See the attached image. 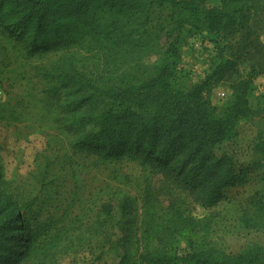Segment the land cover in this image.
<instances>
[{
  "label": "trees",
  "instance_id": "trees-1",
  "mask_svg": "<svg viewBox=\"0 0 264 264\" xmlns=\"http://www.w3.org/2000/svg\"><path fill=\"white\" fill-rule=\"evenodd\" d=\"M154 8L223 40L196 85L177 84L178 48L168 44L165 19L156 22ZM262 35L264 0H0V50L14 53L20 63L52 55L37 71L45 91L59 101L41 100V110L72 134V147L100 163L127 159L149 165L176 185L177 196L166 207L149 183L140 197L113 190L120 264H264V245L236 254L212 246L215 218L196 221L186 201L191 197L213 208L224 188L244 181L230 157L215 155L214 148L233 137L238 121L251 112L249 97L264 73ZM95 58L104 61L107 75L84 76L79 66ZM221 84L231 93L219 107L210 95ZM93 99L103 106H94ZM5 184L0 162V264H29L69 228L51 232L55 223L39 222L33 202H19ZM113 209L101 205L104 220ZM239 225L264 227V199L254 202ZM181 245L194 248L180 255Z\"/></svg>",
  "mask_w": 264,
  "mask_h": 264
},
{
  "label": "rangeland",
  "instance_id": "rangeland-1",
  "mask_svg": "<svg viewBox=\"0 0 264 264\" xmlns=\"http://www.w3.org/2000/svg\"><path fill=\"white\" fill-rule=\"evenodd\" d=\"M154 12L156 22L165 19L168 44L174 42L178 48L173 57L177 84L184 89L196 85L209 71L223 40L201 27L181 25L176 16L169 19L167 10L154 8ZM261 39L264 41V35ZM50 57V53L41 54L20 63L14 53L0 50V162L6 178L4 188L19 202L32 201L39 222L55 223L56 229L51 232L62 226L69 228L56 246L29 264H120L123 248L114 243L119 235V216L116 201L112 200L113 190L140 197L149 183L158 204L166 207L177 196L176 185L149 165L127 159L100 163L96 155L72 147V134L57 128L41 110V100L59 101V97L45 91L47 85L37 71V66ZM153 59L151 56L144 62L150 64ZM102 62L101 58L86 60L79 70L86 77L107 75ZM255 83L249 97L251 112L238 121L233 137L214 148L215 155L230 157L234 168L243 172V183L224 188L222 199L213 208L193 202L191 197L186 200L190 216L196 221L205 216L215 218L208 241L228 254L253 244L264 245V227L246 229L239 225L241 216L254 210V202L264 199V73ZM221 92L226 96L221 97ZM230 93V86L221 84L212 90L210 100L221 107ZM91 103L99 108L104 104L94 99ZM103 203L114 206L110 219H103ZM193 248L181 245L178 252L184 255Z\"/></svg>",
  "mask_w": 264,
  "mask_h": 264
},
{
  "label": "built area",
  "instance_id": "built-area-1",
  "mask_svg": "<svg viewBox=\"0 0 264 264\" xmlns=\"http://www.w3.org/2000/svg\"><path fill=\"white\" fill-rule=\"evenodd\" d=\"M220 96H221V97H225V96H226L225 92H221V93H220Z\"/></svg>",
  "mask_w": 264,
  "mask_h": 264
}]
</instances>
